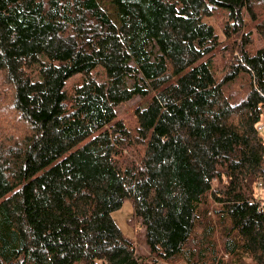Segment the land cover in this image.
<instances>
[{
	"label": "trees",
	"instance_id": "1",
	"mask_svg": "<svg viewBox=\"0 0 264 264\" xmlns=\"http://www.w3.org/2000/svg\"><path fill=\"white\" fill-rule=\"evenodd\" d=\"M254 31L264 43V0H0V72L26 128L0 135V264H264ZM137 98L129 126L118 108ZM128 201L147 257L113 217Z\"/></svg>",
	"mask_w": 264,
	"mask_h": 264
},
{
	"label": "rangeland",
	"instance_id": "2",
	"mask_svg": "<svg viewBox=\"0 0 264 264\" xmlns=\"http://www.w3.org/2000/svg\"><path fill=\"white\" fill-rule=\"evenodd\" d=\"M212 23L214 27L216 28L218 34L221 37V41H224V33H223V24L226 23V17L223 15L216 16ZM242 39L239 38L237 44L234 47H230V43L224 42L223 46L221 47V50L217 53L216 57V64H217V74L219 77H222L227 72H229L230 67L232 65H235L240 59L241 56V46ZM228 46L230 49H228ZM264 46L263 40L257 35V33L253 32V45L251 49H260ZM49 58L46 56H42V61L47 62ZM38 65L34 66L30 71L33 73L34 79L38 80ZM102 68H99L97 73L99 75V80H103L105 78L103 74ZM81 76H74L71 79H69L66 83V89L70 90L73 88L76 84H78ZM10 86L6 85L5 82V74L0 72V135L3 134V131L5 129L12 130L13 133L16 135H21L20 129H22V133L26 131L25 125L19 123V118L17 113H14L12 111L13 104H12V96H11V90L9 88ZM4 99V101H3ZM146 104V101L140 98L134 99L133 101H130L128 103H125L118 108V119L124 120L129 126H132L135 124V120L133 117L134 109L140 105L144 106ZM262 136L264 138V132L262 133ZM257 198L262 200V204L264 205V188L257 190ZM133 205L131 202H126L122 209L116 213L114 216L116 223H119V226L121 227V230L124 232V234L129 237L130 239L134 240L136 243V246L138 248V252L140 255H143L147 257V248L144 245L143 242V229L140 227L138 222L133 220ZM222 257L225 256L222 255ZM226 261L227 258H226ZM146 264H150L149 261L145 259ZM81 264V263H76ZM83 264V263H82ZM159 264V263H158Z\"/></svg>",
	"mask_w": 264,
	"mask_h": 264
},
{
	"label": "built area",
	"instance_id": "3",
	"mask_svg": "<svg viewBox=\"0 0 264 264\" xmlns=\"http://www.w3.org/2000/svg\"><path fill=\"white\" fill-rule=\"evenodd\" d=\"M257 130L261 134L264 132V115H263L260 123L257 126ZM258 186H259V188H261L263 186V182L258 183Z\"/></svg>",
	"mask_w": 264,
	"mask_h": 264
},
{
	"label": "crops",
	"instance_id": "4",
	"mask_svg": "<svg viewBox=\"0 0 264 264\" xmlns=\"http://www.w3.org/2000/svg\"><path fill=\"white\" fill-rule=\"evenodd\" d=\"M117 213V212H116ZM116 213H114L113 217L116 215ZM115 219V218H114ZM116 221V220H115ZM119 226V223H118ZM119 228L121 229V227L119 226ZM159 264H164V263H159ZM181 264H186V263H181Z\"/></svg>",
	"mask_w": 264,
	"mask_h": 264
}]
</instances>
